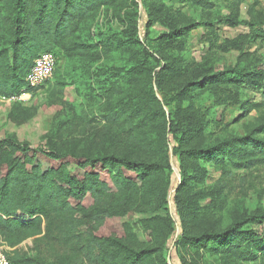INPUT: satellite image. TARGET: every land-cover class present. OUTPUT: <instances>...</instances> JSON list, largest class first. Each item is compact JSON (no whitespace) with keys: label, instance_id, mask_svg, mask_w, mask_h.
<instances>
[{"label":"trees","instance_id":"trees-1","mask_svg":"<svg viewBox=\"0 0 264 264\" xmlns=\"http://www.w3.org/2000/svg\"><path fill=\"white\" fill-rule=\"evenodd\" d=\"M157 1L160 4L153 8L155 13L165 10V3L173 1L203 10H211L219 3L232 4L237 6L233 26L239 24L243 4L258 3V0ZM130 5L135 8L129 9ZM112 9L119 13L126 10L122 17L124 31L113 34L101 45L81 38L83 25L95 14ZM138 11L134 0H0V97L19 98L39 89L28 85L27 76L42 53L54 54L57 65L58 50L89 65L102 62L103 68H97L95 80L103 83L99 97L107 108L104 119L113 124L121 120L130 123L131 144L162 157L145 160L127 153L61 151L54 147L34 148L8 137L0 139V237L11 248L6 255L14 264H45L19 248L25 241L32 240L34 244L44 238L66 247L74 241L81 242L82 264H170L166 240L174 229L169 217L157 216L142 223L143 229L150 232L151 241L144 248L130 246L138 242V237L128 225H124L123 236L114 237L98 236L88 224L123 218L140 202L139 192L146 181L162 178L168 168V135L173 134L179 144L177 152L182 171L177 202L180 203L182 192L181 207L187 212V218L182 214L183 233L176 243L181 264H264V234L250 227L264 225V211L242 215L225 228H219L216 219L207 224L203 216L207 209L199 208V202L207 197L220 199L218 191L207 192L204 183L208 171L203 165L217 169L222 176L219 181L231 175L234 169L263 166L264 140L258 134L264 133V127L203 146L199 140L204 138L208 125L216 124V120H204L199 110L191 107L179 108L178 122L167 115L154 94V86L168 75L181 76L182 63L167 51L152 53L146 43L140 41ZM155 13L149 14L147 33L148 27L158 22ZM223 22L229 20L225 18ZM193 26L180 27L163 36L164 42L173 43L183 33L193 30ZM155 53L161 55L164 62L163 72L158 74L151 62ZM116 56L119 58L114 61L121 65L123 72L110 66L114 65L111 59ZM211 73L200 69L188 79L182 95L194 101L199 95L196 93L205 89L215 90L217 86L236 85L244 80L252 88L260 89L264 83V71L246 72L238 65L232 70ZM22 111L21 104L15 105L13 117L29 119L28 110ZM178 126L185 130L181 137ZM164 140L166 142L159 145ZM72 163L83 170L80 177L67 170L66 164ZM59 164L63 166L57 167ZM167 189L168 182L162 188L164 199ZM101 205L105 208H100Z\"/></svg>","mask_w":264,"mask_h":264},{"label":"rangeland","instance_id":"rangeland-1","mask_svg":"<svg viewBox=\"0 0 264 264\" xmlns=\"http://www.w3.org/2000/svg\"><path fill=\"white\" fill-rule=\"evenodd\" d=\"M134 1L137 2L140 15V41L146 43L152 53L157 50L167 51L169 56L178 58L182 63L181 76L168 75L161 84L155 83L154 86V94L163 104L167 115L178 122L180 117L176 112L179 108L191 107L198 109L204 120H216V124L208 125L204 138L199 140V144L203 146L257 132L264 127V83L260 89L252 88L246 80L236 85L217 86L215 90L205 89L196 93L199 95L194 101L185 94L182 95V89L187 85L188 79L200 72V69L209 70L212 75L232 70L237 65L246 72L264 71V0H258L254 6L253 1L243 4L240 8L239 24L235 26L231 23L236 21L234 18L237 6L232 4L219 3L211 10H203L173 1L165 3V10L155 13L153 8L160 4L157 0ZM129 7L135 8L134 5ZM125 11L119 13L112 9L95 14L82 26L81 38L101 45L113 34L124 31L122 17L125 16ZM151 13H155L158 22L151 24L147 33ZM225 18L229 22H223ZM187 25H194L193 30L183 33V36L170 43L172 45L168 44V41L164 42L163 36H168L174 30ZM58 52V65L50 83L19 98L0 101V139L8 137L20 143H28L34 148L54 147L61 151L74 150L92 154L127 153L145 160L162 158L141 146L131 144L133 134L130 123L121 120L113 124L104 119L107 108L99 97L103 83L95 80V72L97 68H103V63L89 65L78 57H70L66 51ZM160 56L155 53V60L151 59L157 74L164 69L163 58ZM118 58L116 56L111 61ZM110 66H115L117 71H124L116 61ZM65 103L71 105V108L65 107ZM17 104H21L23 113L28 110L30 118L26 121L22 120L23 117H13V108ZM181 113L185 115L183 111ZM181 128L178 126L177 129L180 137L185 131ZM258 137L264 140V133L259 132ZM165 142L164 140L159 145ZM178 147L175 136L169 134V165L164 176L146 181V186L139 192L140 202L133 205L123 218L88 224L91 231L96 232L98 236L121 237L124 234V225H128L138 237V242L130 246L144 248L150 245L151 241L150 232L143 229L142 223L157 216L169 217L172 219L174 231L166 240L167 262L181 264L176 243L183 233L182 214H186L187 218V212L181 207L182 192L178 199L180 203L177 202V189L182 179ZM62 166L57 165L59 168ZM203 167L208 171L204 183V186L208 187L207 192L218 191L220 198L215 201L212 196L199 202L200 210L207 209L203 213L207 224L216 219L219 228H225L242 215L264 211V165L252 169H234L231 175L224 176L222 181H219L222 176L217 169L207 165ZM66 168L76 177L83 173L75 163L68 166L66 164ZM167 182L168 189L164 199L162 188ZM216 202L221 205H216ZM103 207L105 208V205L100 206L102 209ZM250 227L264 234V225ZM3 244L6 245L0 237V246ZM8 248V251H11V248ZM19 248L45 264H82L81 258L84 254L81 242L74 241L70 247H66L59 242L49 243L44 238L34 244L32 240L25 241Z\"/></svg>","mask_w":264,"mask_h":264},{"label":"built area","instance_id":"built-area-1","mask_svg":"<svg viewBox=\"0 0 264 264\" xmlns=\"http://www.w3.org/2000/svg\"><path fill=\"white\" fill-rule=\"evenodd\" d=\"M57 67V59L54 54L46 52L42 53L34 62L28 76L27 83L31 88L37 89L45 86L46 83L52 80L54 71ZM16 99V98H14ZM6 101L7 98L0 97V101ZM0 264H14L6 255L8 246L3 244L0 246Z\"/></svg>","mask_w":264,"mask_h":264}]
</instances>
